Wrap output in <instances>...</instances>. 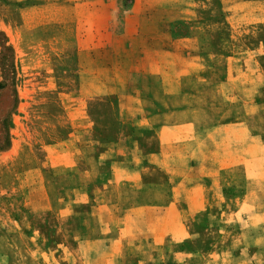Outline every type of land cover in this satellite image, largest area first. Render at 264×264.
Listing matches in <instances>:
<instances>
[{"label": "crops", "instance_id": "1", "mask_svg": "<svg viewBox=\"0 0 264 264\" xmlns=\"http://www.w3.org/2000/svg\"><path fill=\"white\" fill-rule=\"evenodd\" d=\"M152 1H1L0 9H14L13 17L1 14L0 31L7 38L18 71L23 74L47 70L54 61L75 54L80 76L96 79L94 93L120 95L122 123L155 132L151 139L155 148L150 150L152 141L147 139V150L143 153L130 144V138L123 140L127 147L117 152L121 158L113 164L102 196L90 192L101 186L103 175L102 159L91 141L79 144L75 136L68 135L47 144L48 153L42 164L35 155L30 168L25 163L17 164L15 189L22 193L27 190L23 195L30 198L31 207L25 209L28 213L25 218L5 213L4 218L0 217V231L30 237L38 245L34 256L55 252L45 237L54 217L67 229L75 222L80 226L83 234L77 250L84 258L83 264H113L117 259L129 257L131 252L125 246L129 229L120 224L119 218L115 226H109L106 220L114 221L115 215L112 211L105 213L108 207L119 206L120 191L125 184L136 192L144 188L149 197L157 194L154 187L160 184L156 190H162L164 198L167 193L171 195L162 205L181 207L187 216L200 222L206 220L208 227L210 221L216 220L211 215L213 207L232 206L230 214L221 212L220 221L240 222L237 216L245 213L247 220L257 223L255 228L261 230L259 237L264 238V185L250 192L248 183L250 165L264 158V102L260 92L256 87H241L238 97L228 98L225 89L228 59L213 51L211 44L202 43L206 37L200 31L190 29L189 34L174 37L175 19L168 18L167 13L157 18L138 16L140 9H150ZM93 47L111 51L113 85L109 89L104 88L105 83L97 73L101 61L91 55ZM15 143L3 155L5 162L0 166L1 199L8 188L2 183L8 172L7 164L17 160L21 152L19 143ZM23 172L28 176L26 185L24 179L21 181ZM234 172L239 175L233 178L243 180L247 192L240 199L230 200L226 198L227 191L240 187L227 182L223 175ZM180 230L178 237L182 244L193 233L198 236L196 232ZM160 236L170 237L167 232ZM211 238L208 232L203 253L191 256L185 250V255L192 262L197 257L209 259L215 248ZM232 246L226 251L232 248L234 252L230 249V253L234 257L245 256L243 249ZM9 248L0 253L11 254ZM59 248L66 252L62 245Z\"/></svg>", "mask_w": 264, "mask_h": 264}, {"label": "rangeland", "instance_id": "2", "mask_svg": "<svg viewBox=\"0 0 264 264\" xmlns=\"http://www.w3.org/2000/svg\"><path fill=\"white\" fill-rule=\"evenodd\" d=\"M1 1L4 0H0V8ZM152 2L148 5L150 9H140L142 11L137 15L157 18L167 13L168 18L175 19L174 37L187 35L190 29L196 33L200 31L206 37L202 43L211 44L213 51L220 54L223 59H228L229 73L225 83L228 98L238 97L241 87H256L264 102V0H153ZM160 7L167 9H159ZM12 11L14 9H0V19L1 14L4 13L13 17ZM151 31L147 29V32L151 33ZM110 52L106 47H93L91 51L93 58L101 61L97 73L103 79L105 89L113 85ZM96 85L95 78L80 76V64L76 62L75 54L54 61L47 70L22 74L15 66L13 52L7 46V38L0 31V166L5 162L3 155L16 145L15 142L19 143L21 151L17 160H11L7 164L8 172L2 183L7 184L8 188L2 199L0 194V217L4 218L7 212L12 215L20 214L24 218L28 216L25 209L31 207L30 198L23 195L27 192L26 189L23 193L15 189V168L18 163H25V166L30 168L34 155L42 164L45 154L48 153V150H45L47 144L52 140L57 142L68 135H73L79 144L93 142L97 156L103 162V185L90 192L96 195L99 193V196H102L104 187L111 178L113 164L121 158L116 155L117 152L127 147L123 142L124 139L130 138V144L141 153L147 150L146 141L153 139L155 132L149 128L122 123L121 111L118 107L120 95L96 94L93 92ZM151 141L150 150H153L155 142ZM250 166L249 191L256 192L258 186L264 185V158ZM21 174H23L21 181L24 179L26 185L28 176H24V172ZM234 175L239 174L234 172L223 175L227 182H233L240 187L227 191L226 198L230 200L240 199L247 192L243 180L233 178ZM157 186L154 187L157 194L154 193L155 196L149 197L145 195L144 188L141 187L140 191L136 192L125 184L120 191L119 206L108 207L105 210V213L112 211L115 215L114 221L106 220V224L115 226L119 218L120 224H124L125 228L129 229V239L125 246L129 248L131 255L124 260L117 259L113 264H207L208 262L264 264V254L260 253L264 251V238L259 237L261 230L255 228L257 223L247 220L245 213L237 216L240 222L234 219L223 223L220 221L221 212L230 214L229 209L232 211L234 207L229 206V209L222 206L213 207L211 215L216 216V220L210 221L208 227L206 220L200 222L195 218L196 221L183 213L181 207L162 205L161 202L169 201L171 195L167 193L164 198L162 190H156L160 188ZM149 203L152 205H147ZM130 210L133 212L132 215ZM123 217L126 221H122ZM183 228L186 231L196 232L198 236H194L193 233V236L182 244L179 241L178 231ZM207 229L215 246L214 255H211L210 260L197 257L195 262H192V258L185 255V250H188L191 256L203 253V249L207 246ZM47 230L49 235L45 237L55 252L41 256L33 255L38 245L29 239L30 237L0 231V250L12 247L9 248L12 249L11 254L0 253V264H47V262L83 264L84 258L77 250L78 240L83 234L78 223H73L72 228L67 229L52 217ZM166 232L170 237L164 239L160 235ZM231 244L232 247L243 249L245 256L234 257L231 255L234 252L232 248H230L231 253L230 249L229 252L226 251ZM61 245L66 252L59 248ZM20 247L26 252L15 253ZM257 248H259L258 252Z\"/></svg>", "mask_w": 264, "mask_h": 264}]
</instances>
